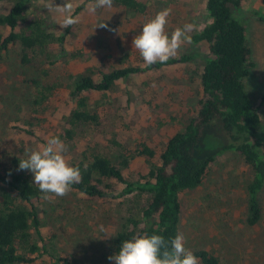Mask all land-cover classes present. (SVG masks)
<instances>
[{
	"label": "rangeland",
	"instance_id": "374dc122",
	"mask_svg": "<svg viewBox=\"0 0 264 264\" xmlns=\"http://www.w3.org/2000/svg\"><path fill=\"white\" fill-rule=\"evenodd\" d=\"M147 1L148 10L137 13L115 2L110 8H97L93 12L90 6L95 0H70L79 22L58 46L62 54L54 63L43 64L33 59L28 65L22 64L18 44L4 52L0 61V160L11 162L18 158L14 162L18 168L20 159L27 158L26 151L36 149L54 136L63 141L69 162L96 150L129 156L143 142L160 150L173 134L183 130L202 96L200 81L210 55L208 44L192 39L191 43L182 44L172 57L179 59L177 62L158 66L147 65L132 41L142 32L143 24L163 9L171 10L165 31L170 35L177 27L191 23L192 38L210 21L207 0ZM63 3L65 0H54L55 5ZM13 4L14 0H1L0 13H8ZM28 14L31 18L40 14L54 33L64 32L60 26L62 14L48 11L44 0L34 1ZM236 16L247 28L255 61L246 87L264 122V0H243ZM1 30L8 33L7 28ZM183 54L193 59L183 61ZM103 63L107 70L135 66L142 71L118 80L105 92L90 95L89 109L97 111L100 121L80 124L73 138H69L65 129L77 103L72 97V83L78 74L85 72H92L99 79ZM43 67L49 68L63 84L42 110L45 116L42 132L29 136L21 126L31 112L30 80ZM214 147V151L220 149L222 141L214 143ZM149 168L150 163L137 156L124 172L136 179ZM26 173L34 178L30 170ZM252 178V167L238 151L230 149L218 154L203 182L181 195L180 233L187 248L204 247L221 264H264V190L260 193V220L254 225L246 220L247 187ZM117 185L125 188L123 183ZM42 197L35 201L43 217L42 237L32 228L33 239L39 244L53 242L58 252L68 253L79 264H115L108 259L112 239L124 217L137 212L143 201L135 193L97 201L73 188L63 197ZM48 261L45 257L39 262Z\"/></svg>",
	"mask_w": 264,
	"mask_h": 264
},
{
	"label": "trees",
	"instance_id": "16d2710c",
	"mask_svg": "<svg viewBox=\"0 0 264 264\" xmlns=\"http://www.w3.org/2000/svg\"><path fill=\"white\" fill-rule=\"evenodd\" d=\"M34 1L14 0L8 13H0V28L8 29L7 34L0 31V61L14 44L19 45L21 62L26 65L33 59L43 64L54 63L62 54L57 48L72 33L75 24L64 28V32L54 33L45 17L29 16L28 8ZM113 2L137 13H145L149 6L147 0ZM242 3L243 0L206 1L210 21L193 34L192 39L207 43L210 55L201 74L202 96L183 130L173 134L160 150L143 142L129 156L96 150L80 160L70 161L71 165H78L81 172V181L71 188L90 199L106 201L135 193L143 200L137 212L124 217L112 239L111 256L118 253L124 240L136 234H157L166 240L174 238L180 232L181 195L198 187L218 154L230 149L238 151L252 167L253 178L247 187L246 220L250 225L260 220V193L264 190V122L246 87L255 61L247 28L236 16ZM181 59L189 61L193 57L183 54ZM178 60L170 58L166 63L156 64L169 65ZM106 66L101 64L99 79L94 78L92 72H85L73 81L71 93L77 103L65 129L69 138H73L80 124L100 121L97 111L89 109L90 95L105 92L118 80L142 71L135 66L109 70ZM62 84L46 67L30 80L33 87L31 112L21 126L27 135L38 136L42 132L45 117L42 110ZM218 141H222V147L214 151V143ZM137 156L144 157L150 168L131 179L124 171ZM17 160H0V184L3 186L0 189V264H42L39 261H44L45 257L49 261L43 264H79L68 253L58 252L53 242L39 244L33 239L32 228L42 237L43 217L35 201L44 194L26 170H18L14 165ZM117 183L125 184V188L120 189ZM191 250L199 258V264H221L219 258L204 247Z\"/></svg>",
	"mask_w": 264,
	"mask_h": 264
},
{
	"label": "clouds",
	"instance_id": "9594fccd",
	"mask_svg": "<svg viewBox=\"0 0 264 264\" xmlns=\"http://www.w3.org/2000/svg\"><path fill=\"white\" fill-rule=\"evenodd\" d=\"M112 4L113 0H95L90 9L95 12L97 8H110ZM44 6L48 11L62 14V28L79 22V17L73 15L70 0H65L62 5H55L54 0H44ZM170 12V9L157 12L143 24L142 32L133 38L134 49L139 51L147 65L166 63L176 56L182 44L192 41L190 33L194 25L191 23L177 27L170 35L165 31ZM99 26L106 27V24ZM65 151L63 141L54 136L36 149L26 151V159H20L18 170H30L34 174V184L44 194L43 199L63 197L72 185L81 181L79 166L70 164ZM108 259L115 264H199V258L186 247L185 237L180 232L167 240L157 234H136L124 240L118 253Z\"/></svg>",
	"mask_w": 264,
	"mask_h": 264
}]
</instances>
